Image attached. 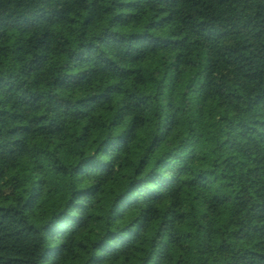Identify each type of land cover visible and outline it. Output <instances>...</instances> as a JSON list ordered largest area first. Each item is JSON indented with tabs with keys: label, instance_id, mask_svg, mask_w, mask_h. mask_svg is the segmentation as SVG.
Returning <instances> with one entry per match:
<instances>
[{
	"label": "trees",
	"instance_id": "1",
	"mask_svg": "<svg viewBox=\"0 0 264 264\" xmlns=\"http://www.w3.org/2000/svg\"><path fill=\"white\" fill-rule=\"evenodd\" d=\"M0 264H264V0H0Z\"/></svg>",
	"mask_w": 264,
	"mask_h": 264
}]
</instances>
